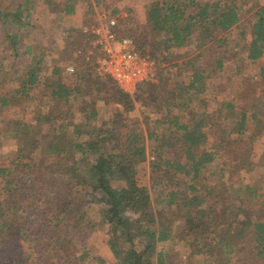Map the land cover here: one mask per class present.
Listing matches in <instances>:
<instances>
[{
	"label": "trees",
	"instance_id": "16d2710c",
	"mask_svg": "<svg viewBox=\"0 0 264 264\" xmlns=\"http://www.w3.org/2000/svg\"><path fill=\"white\" fill-rule=\"evenodd\" d=\"M122 1L55 0L50 10L73 40L65 44L58 38L60 45L53 40V49L30 57L32 48L23 49L22 38L27 27H39L32 21L38 1L2 5L0 0V26H13L0 34V68H8L10 80L19 81L14 88L0 89V110L17 106L25 114L18 122L0 119L2 137L18 144L17 155L0 165V264H103L86 249L78 253L75 244L87 231L90 202L102 203L100 220L114 264H167L156 247L172 238L174 225L196 233L189 244L198 245L204 264H264V150L257 161L251 158L259 129L244 137L250 121L258 118L264 95L234 92L220 97L227 85H215L214 109L203 110L197 118L189 107L195 98L206 106L200 95L228 61L242 54L254 62L262 55L264 3L140 0L143 18L125 27L114 6ZM93 4L117 17L118 34L132 37L138 51L149 49L157 61L158 83L139 84L134 96L114 84L105 88L93 59L85 62L63 52L61 44L70 51L86 43L81 27L94 21ZM236 26L238 33L231 38ZM191 43L197 53L177 51ZM174 60L175 71L160 68ZM70 62L83 73L67 71ZM21 67L26 68L23 74ZM45 68L48 76L41 81ZM260 76L241 91L259 86L264 92V67ZM37 87L35 101L30 93ZM135 101L157 115L151 120L143 113L145 127L125 116L134 111ZM99 104L115 105L100 122ZM148 154L153 159L148 184L143 185L137 169ZM214 163L219 178L261 169L263 181L218 189L202 184L205 170ZM178 175L189 178L187 184ZM43 185L51 189L48 199L41 192ZM95 191L99 198L91 197ZM207 197L213 203L208 205Z\"/></svg>",
	"mask_w": 264,
	"mask_h": 264
},
{
	"label": "rangeland",
	"instance_id": "374dc122",
	"mask_svg": "<svg viewBox=\"0 0 264 264\" xmlns=\"http://www.w3.org/2000/svg\"><path fill=\"white\" fill-rule=\"evenodd\" d=\"M18 0H2V5H5L6 3H12L15 4ZM37 8L35 15L32 17V21L39 25L37 29L33 27H27V32L23 34L22 38V44L24 45L23 49H26L28 45L32 48V54L30 57H33L35 53L38 55H42L41 52H44V48H48L49 50L54 48V43H57L60 45L58 38H61L63 42L66 44V42H70L73 40V36H69L67 33L63 31L62 25H58V21L55 18V14L53 15V11L51 12L50 6L55 0H37ZM93 1V0H89ZM264 3V0H256L252 4L255 5H261ZM114 4V3H113ZM94 6V7H93ZM91 8V15L93 17V20L96 19V13L99 12L98 6L96 4H93ZM114 6L118 7L119 9V16L125 18V27L135 25V23H138L139 20L143 18V5L140 0H124L122 2L114 4ZM251 13V12H250ZM249 14V13H248ZM246 14L245 17L248 16ZM244 17V18H245ZM49 18H52V21H49ZM130 19V20H129ZM31 22V24L33 23ZM243 28L248 30L247 25L243 23ZM13 26L10 24L1 25L0 26V34H3L5 31H12ZM239 27L236 26L231 29L229 35L232 37H235L238 33ZM54 33L55 36H52L51 34ZM53 40H56V42L53 43ZM62 46L61 49L64 53H70L71 57H74V50L79 46H75L72 50H68L66 48V45ZM84 45V44H83ZM82 45V46H83ZM81 46V47H82ZM1 47H6L1 45ZM184 49H187L191 52V54L197 53V50L194 48V44L191 43L189 46L181 49H177V51H183ZM148 52V50H146ZM29 57V59H30ZM181 60H178L177 62H180ZM173 62H176L175 60L171 63H162L160 65L161 69L167 70V71H175L177 69V66ZM27 63V61L23 62ZM69 64V63H67ZM66 64V65H67ZM70 64H75L71 63ZM76 66V65H75ZM74 66V67H75ZM264 67V51L262 55L255 60L254 62L249 61L244 55H240V58L236 60H230L224 65L222 70L219 72V75L216 78L210 79L207 81L208 87L206 91L200 95L201 99H203L206 102V106H203L199 103L198 99L195 98L193 101H191L189 107L192 108L196 114L197 118L198 116H202L203 110H212L216 107L215 101H214V95L212 93L213 86L215 85H227L224 90L221 91L220 97L230 96L234 95V92L240 93V92H246L245 94L250 93L251 95L253 93H256V96H260L261 94L264 95V92L262 89H260L259 86H256L255 88H252L250 91H241L245 90L249 87L254 86L257 82L261 80L260 76V68ZM26 68L21 67L20 72L23 74V71ZM9 69H1L0 68V89L6 88L11 89L18 85V80H10V76H8L7 71ZM78 71V73H83L82 67L74 68V71ZM45 76H48V70L45 68L42 72V75L40 76L41 81ZM22 78V76H20ZM157 80L155 83H158ZM105 88L111 87L112 81L102 83ZM257 91V92H255ZM40 87H37L35 90L31 91V95L33 98L37 99L39 96ZM134 98V97H133ZM264 98V97H263ZM264 101V99H263ZM114 104L110 105H103L99 104V113L97 116L98 122L102 119L104 113H107V111L114 110ZM257 115L258 118L254 120V123L250 121L248 125L247 131H245L244 137L246 134H249L252 130V128H257L260 130V133L258 136L255 137L253 142V151L251 158L254 161H257L260 155L262 154L264 150V102L262 104H258L257 107ZM145 113L146 115L151 117V120L157 117L155 113H153L152 109L150 107H143L140 105L138 101H135V109L134 111H131L125 116L128 119V122L130 121L131 117H134V119H137L140 122V125L145 127L144 122H142V114ZM76 119L79 120L82 118V114L80 112V108L75 111ZM25 114L22 112V109L20 107H9L5 108L3 110H0V119H9L14 120V122L22 121L25 119ZM233 119H230V122ZM152 123V121H149ZM15 124V123H14ZM230 125V124H229ZM232 126V125H231ZM1 123H0V165L8 164L16 155H17V148L18 144L15 140H12L11 138H3L2 137V129H1ZM235 136V134L233 135ZM207 147H211V141L206 145ZM149 151V150H148ZM153 159V156L148 154L146 161H144L141 165H139L137 169V177L140 184L147 185L148 184V177H149V161ZM216 163L212 164L210 167H208L205 170V178L202 181V184L205 185H212L215 186L217 189L223 185H226L228 183L232 184H238V183H252V184H259L263 181V177L261 175V169H256V171L252 173H247L244 170H239L237 174H235L232 177H225V178H219L217 174V170H215ZM214 171V172H213ZM229 171V168L227 166L226 172ZM228 176V175H227ZM189 178H186L182 175H178V180L183 182L184 184H187ZM185 187V185H184ZM41 192L43 195H45L46 199L51 195V189L49 186L43 185L40 187ZM86 189L90 191V186H88ZM86 191V190H85ZM95 198L100 197L99 192H93L92 194ZM90 197V196H89ZM45 199V200H46ZM206 203L209 205L213 203L214 200H212L210 197L205 198ZM102 203L97 202H90L86 204V221L88 223L87 231L84 235L79 236L75 238V244L78 249V253L80 251L86 249L88 250L93 256L102 258L104 260L103 264H114L115 259L110 251L109 245H108V234L106 232V227L102 224L100 220V214H99V208L101 207ZM129 218H132L133 215L131 213H127ZM196 236V233L186 231L180 226L174 225L173 227V233L172 238L165 242L158 243L156 250L162 251L165 255L167 264H204V256L202 254L197 253V244H189V242H193L194 238ZM91 264H99L97 260L92 261Z\"/></svg>",
	"mask_w": 264,
	"mask_h": 264
},
{
	"label": "built area",
	"instance_id": "2783aa9c",
	"mask_svg": "<svg viewBox=\"0 0 264 264\" xmlns=\"http://www.w3.org/2000/svg\"><path fill=\"white\" fill-rule=\"evenodd\" d=\"M96 19L81 27L86 43L74 52V57L85 62L94 60V71L100 79H109L124 92L134 96L139 84L157 81L156 59L148 52L135 48L132 37L119 35L117 17L103 10L96 13ZM69 64L66 70L74 71Z\"/></svg>",
	"mask_w": 264,
	"mask_h": 264
},
{
	"label": "crops",
	"instance_id": "0c3cea01",
	"mask_svg": "<svg viewBox=\"0 0 264 264\" xmlns=\"http://www.w3.org/2000/svg\"><path fill=\"white\" fill-rule=\"evenodd\" d=\"M68 35H69V34H68ZM69 64H70V63H69ZM69 64H67V65H69ZM67 65H66V66H67ZM75 65L77 66V64H74V66H75ZM99 79H100V78H99ZM101 80H102V81H101L102 83H104V81H105V82H109V81H110L109 79H101ZM112 84H113V83H112Z\"/></svg>",
	"mask_w": 264,
	"mask_h": 264
}]
</instances>
